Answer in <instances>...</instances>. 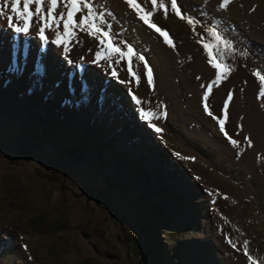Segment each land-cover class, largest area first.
I'll return each instance as SVG.
<instances>
[{
  "label": "rangeland",
  "instance_id": "374dc122",
  "mask_svg": "<svg viewBox=\"0 0 264 264\" xmlns=\"http://www.w3.org/2000/svg\"><path fill=\"white\" fill-rule=\"evenodd\" d=\"M5 2L0 264H249L245 242L264 264V98L253 75H264V0H231L226 8L222 0H178L195 27L174 14L170 0H158L167 15L137 0L174 47L125 0H85L122 50L133 47L139 82L126 60L97 62L101 46L86 31L64 38L67 52L53 43L62 23L45 29L46 42L35 16L27 33H16L7 16L14 26L23 21ZM213 25L245 44L226 55L232 71L208 96L217 119L203 106L216 70L198 42L213 43L206 31ZM229 93L225 130L236 146L217 122ZM141 110L153 116L145 120Z\"/></svg>",
  "mask_w": 264,
  "mask_h": 264
},
{
  "label": "snow or ice",
  "instance_id": "6c2138e0",
  "mask_svg": "<svg viewBox=\"0 0 264 264\" xmlns=\"http://www.w3.org/2000/svg\"><path fill=\"white\" fill-rule=\"evenodd\" d=\"M58 2H62L64 4V8L66 9V12H60L58 15L56 14V9L58 7ZM125 2L129 5L130 8L136 11L138 17L140 20L143 21L145 25H147L149 28L156 31L161 37H163L164 42L168 44L170 47H174V43L172 38L169 36L168 32L162 30L160 27H158L155 23L152 22L151 17L153 15L152 11H145L139 3H137V0H125ZM22 3V8L20 7ZM231 3V0H222V3L220 4L221 8H226ZM151 4L153 6V10L156 7H159L160 9L164 10L165 14L167 15L168 9L165 7V4L163 2H159L158 0H151ZM34 5V10H32L31 6ZM44 5L45 0H11L10 4L8 2H5L3 7L5 9H9L11 13L15 14V20H22L23 21V27L20 26H14L13 20L14 17L12 15L7 16V20L9 22V25L11 27H14V31L16 33L25 32L27 33L30 27V24L32 22L33 16L37 17L40 21L43 22V25L39 28V35L40 39L46 42V37L44 35L45 29L53 27V25H56L59 27V25L62 23L63 26V33L60 32L56 33V39L53 41V43L56 44H64L65 45V52L68 51L67 44L64 38L72 37L74 36V29H79L81 31H86L88 35L93 36L98 40L99 45L101 46V51H98L96 53V61H100L102 59L108 60L111 64V58L112 57H118L115 60L116 64H119L121 60H126L128 64V72L129 75L137 80L139 82V77L136 76V73L132 69V57L136 55L133 47L131 45H125L126 51L122 50V48L119 46V44L114 42L113 35L110 31L104 30V28L101 27V25L104 24L103 14H100V16H97L92 6L85 2V0H47V12L46 16L44 14ZM170 7L171 10L174 12V14L181 20H186V22L190 25L195 27L196 21L190 17H187L182 14L180 7L178 6V0H170ZM83 9H87V14L79 17L77 19L76 14L80 13ZM3 13L0 12V15ZM99 20V24L96 22ZM207 33L212 37L213 43H203V37H201L200 41L202 43V46L205 50V53L208 58L209 65L216 70L215 72V80L208 84L206 86V92L204 94L203 100H204V110L209 115L212 116L213 119H217L216 116L213 115V113L209 109V105L207 103L208 96L210 95L212 88L214 85H218L221 79L226 78V76L232 71V68L230 65L224 63L223 59V52L227 50L232 49V44L223 39L219 31H217L216 25H213L212 27L206 29ZM140 61L144 62V67L146 69V76L148 79L149 85L153 83L152 80V70L148 66L147 62L145 61V58L141 55L138 57ZM253 75L258 79V82L260 84L258 98H264V75L261 74L260 71L253 70ZM112 76L116 77L117 72L113 70ZM232 94H228V98L225 101L224 104V112H225V118L224 119H218V124L220 127V131L225 135L226 138L230 140V142L236 146L237 141L231 139V137L228 135V133L225 130V121L227 119V108H228V102L231 101ZM133 100H136V97L133 96ZM139 103V101H137ZM141 116L148 120L150 119L153 114L150 112H145L141 110ZM157 131H160L159 129H156ZM245 141L248 142L249 147H251V141L248 137L244 138ZM244 255L246 256L247 260L249 261V264H257V261L249 254L248 252V245L247 242L244 244Z\"/></svg>",
  "mask_w": 264,
  "mask_h": 264
},
{
  "label": "trees",
  "instance_id": "16d2710c",
  "mask_svg": "<svg viewBox=\"0 0 264 264\" xmlns=\"http://www.w3.org/2000/svg\"><path fill=\"white\" fill-rule=\"evenodd\" d=\"M223 39L229 41L232 44V49L231 50H227L223 52V59L224 62H226V55H228V57L230 55L232 56H236L239 52H242L245 49V44L243 42H240L239 40H237L235 37H230L227 35H221Z\"/></svg>",
  "mask_w": 264,
  "mask_h": 264
}]
</instances>
